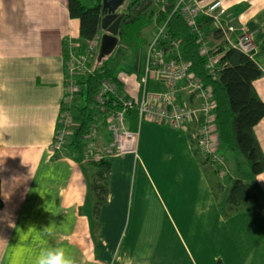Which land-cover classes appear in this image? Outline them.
<instances>
[{"label":"crops","instance_id":"obj_1","mask_svg":"<svg viewBox=\"0 0 264 264\" xmlns=\"http://www.w3.org/2000/svg\"><path fill=\"white\" fill-rule=\"evenodd\" d=\"M224 3L254 34L251 57L263 71L254 87L264 101V0ZM154 31L153 25L145 29L148 40ZM99 33L102 38L101 27ZM66 37L82 42L68 0H0V108L7 117L0 129V264H34L50 246L64 247L76 264H264V208L225 216L228 177L201 165L192 145L196 123L175 128L129 112L126 127L139 132L137 155L108 159V193L97 208L98 167L84 159V145L75 147L70 138L61 151L51 148L65 95ZM146 47H128L120 58L114 51L115 74L134 97ZM149 89L163 85L155 79ZM181 92L182 102L198 104ZM77 113L74 106L76 127ZM254 132L264 153V118ZM109 137L101 127L99 142ZM250 181L264 197V172ZM218 182L226 188L216 198Z\"/></svg>","mask_w":264,"mask_h":264},{"label":"built area","instance_id":"obj_2","mask_svg":"<svg viewBox=\"0 0 264 264\" xmlns=\"http://www.w3.org/2000/svg\"><path fill=\"white\" fill-rule=\"evenodd\" d=\"M175 11H179L195 34L201 54L206 59V68L211 75L217 76L221 69L220 54L214 55L206 32L199 24L200 16L210 17L219 31L220 37L227 44L252 56L254 43L252 34L238 35L233 41L232 35L237 30V20L226 7L224 0L203 3L201 0H177ZM101 34L91 40L79 42L72 37L64 39V75L65 95L59 117V125L52 143V152L61 151L71 135L79 128L72 117V108L81 94L77 82L79 74H92L99 53ZM119 45V43H118ZM181 41L167 32V21L157 25L146 47V69L140 78L138 96L129 95L118 83L104 79L92 103L88 107L90 124L83 136L84 159L87 162H99L125 154L137 155L139 132L126 127V115L137 110L140 121L165 123L182 127L187 120L200 122L196 137L199 147L219 169L220 177L228 172L226 161L219 153V139L216 133L215 110L212 89L193 73L192 62L184 58L180 51ZM229 46V47H230ZM118 46L116 47V49ZM115 49V50H116ZM159 80L163 89H149L151 78ZM183 82V85L179 83ZM186 90L200 104L197 106L180 105L177 95ZM110 133L106 144L99 142L101 127Z\"/></svg>","mask_w":264,"mask_h":264},{"label":"trees","instance_id":"obj_3","mask_svg":"<svg viewBox=\"0 0 264 264\" xmlns=\"http://www.w3.org/2000/svg\"><path fill=\"white\" fill-rule=\"evenodd\" d=\"M154 1L130 0L129 6L122 10L125 17L119 29V39L122 43L121 47L117 49L119 58L128 47L147 46L149 40L145 35V29L152 25L156 28L157 25L167 21V32L172 38L181 41V54L192 62L193 73L212 89L213 99L216 103L213 113L219 139V153L226 161L227 167L230 163L235 164V177L230 176L229 168L226 176L220 177L219 169L212 166L209 159L203 155L196 137L200 127L199 121L190 119L182 127L175 128H186L189 124L196 123L197 130L193 136L192 145L196 155L198 157L202 155L200 157L202 158L200 159L201 165L204 168H213L222 180L228 177L226 180L228 188L225 196V216L240 211L263 209L264 197L260 188L250 181L251 177L264 172V153L254 132L255 126L264 118V101L254 87V81L263 75L262 69L250 55L227 46L223 41L217 49V53L220 54L221 69L217 76L211 75L206 68V59L201 54L195 34L184 20L183 15L179 11H175L177 0H158L156 6L153 5ZM101 5L102 0H93L92 5L84 3L83 0H68L70 16L80 21L82 42L91 40L100 32ZM199 24L207 32L213 26V21L210 17L202 15L199 18ZM214 31L215 35L220 38L219 31L216 29ZM104 79L112 80L120 85L111 55L104 57L100 62L96 60L92 74H79L77 77L81 94L76 98L74 106L78 108L82 121L74 133L72 143L75 147L79 148L82 145L83 136L90 124L88 107ZM176 102L187 106L200 104L199 101H196L198 102L196 105L182 102V92L178 93ZM91 163L98 167L97 177L92 185V190L98 197V208L105 201L108 193L111 165L108 159ZM243 165H246L247 168H244ZM213 188L217 192L216 198H218L219 193H222L226 186L222 182H218ZM2 206L0 182V208ZM216 264L224 263L219 260Z\"/></svg>","mask_w":264,"mask_h":264},{"label":"water","instance_id":"obj_4","mask_svg":"<svg viewBox=\"0 0 264 264\" xmlns=\"http://www.w3.org/2000/svg\"><path fill=\"white\" fill-rule=\"evenodd\" d=\"M130 0H102L101 5V29L102 35L97 60L100 62L104 57L111 55L118 43L119 29L125 13H119V8L126 9Z\"/></svg>","mask_w":264,"mask_h":264},{"label":"rangeland","instance_id":"obj_5","mask_svg":"<svg viewBox=\"0 0 264 264\" xmlns=\"http://www.w3.org/2000/svg\"><path fill=\"white\" fill-rule=\"evenodd\" d=\"M83 2L84 3H86V4H89V5H92L93 4V0H83ZM226 5V4H225ZM227 6V5H226ZM228 7V9L230 10L231 9V7H229V6H227ZM231 12H232V15H234L235 16V18H236V20H237V24H236V27H237V30L233 33V35H232V39H233V41L234 40H236V38H237V36L238 35H241V33H242V29H243V33L244 32H247V35H249V33H251L252 34V40H251V42L252 43H254L253 45H254V49L252 50L253 51V53L255 52V50H256V44H255V41H254V34L252 33V31L247 27V25H245V24H242L240 21H239V18H238V16L234 13V11H232V10H230ZM239 21V22H238ZM217 30V28H216V26L213 24V26H211V28H210V30L209 31H207L206 32V35H207V39L209 40V44H210V46L213 48V49H215L216 50V53L214 54L215 56L216 55H218V53H217V49L220 47V45L223 43V40H222V38L220 37V38H218L216 35H215V31L214 30ZM153 36V35H152ZM149 37V36H148ZM230 46V45H229ZM231 47V46H230ZM141 49L142 50H145V47H141ZM115 51V50H114ZM116 54H115V52H113L112 54H111V56H112V59H113V67H114V70L116 71V70H118V68L120 69V60H119V58H117L116 56H115ZM155 79L152 77L151 79H150V81H154ZM162 84V83H161ZM80 116H81V114L80 113H77V118H79V120H80ZM72 117H73V115H72ZM82 120V119H81ZM102 127H105V126H103L102 125ZM100 134V133H99ZM74 137V135H71L70 137H69V139L71 138H73ZM83 144V143H82ZM231 165H230V167H231V169H232V171L234 170V168H235V164L234 163H230ZM243 167L244 168H247V166L246 165H243ZM221 195V194H220Z\"/></svg>","mask_w":264,"mask_h":264},{"label":"clouds","instance_id":"obj_6","mask_svg":"<svg viewBox=\"0 0 264 264\" xmlns=\"http://www.w3.org/2000/svg\"><path fill=\"white\" fill-rule=\"evenodd\" d=\"M6 121L7 117L0 108V129L6 127ZM34 264H76V260L64 247L50 246L39 252Z\"/></svg>","mask_w":264,"mask_h":264},{"label":"snow or ice","instance_id":"obj_7","mask_svg":"<svg viewBox=\"0 0 264 264\" xmlns=\"http://www.w3.org/2000/svg\"><path fill=\"white\" fill-rule=\"evenodd\" d=\"M17 252H18V254H21L22 250H17ZM13 264H22V262L17 260V261H14Z\"/></svg>","mask_w":264,"mask_h":264}]
</instances>
